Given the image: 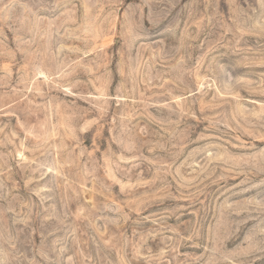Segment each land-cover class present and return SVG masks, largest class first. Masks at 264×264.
Listing matches in <instances>:
<instances>
[{
	"label": "rangeland",
	"instance_id": "1",
	"mask_svg": "<svg viewBox=\"0 0 264 264\" xmlns=\"http://www.w3.org/2000/svg\"><path fill=\"white\" fill-rule=\"evenodd\" d=\"M0 264H264V0H0Z\"/></svg>",
	"mask_w": 264,
	"mask_h": 264
}]
</instances>
